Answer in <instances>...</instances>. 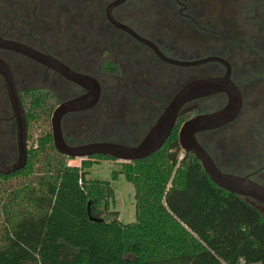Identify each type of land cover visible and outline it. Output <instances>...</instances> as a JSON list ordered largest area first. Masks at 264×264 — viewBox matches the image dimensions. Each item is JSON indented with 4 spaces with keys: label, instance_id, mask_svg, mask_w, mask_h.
I'll return each instance as SVG.
<instances>
[{
    "label": "trees",
    "instance_id": "1",
    "mask_svg": "<svg viewBox=\"0 0 264 264\" xmlns=\"http://www.w3.org/2000/svg\"><path fill=\"white\" fill-rule=\"evenodd\" d=\"M105 66L120 73L117 64ZM20 95L28 127L60 104L49 87ZM188 118L178 117L157 152L114 171L135 187L131 223L110 211L111 181L88 177L92 166L113 157L96 154L70 165L52 131L40 136L22 170L0 173L8 180L38 169L36 178L0 196V264H264V213L216 184L191 152L180 159L179 130ZM100 207L103 217L96 215Z\"/></svg>",
    "mask_w": 264,
    "mask_h": 264
},
{
    "label": "water",
    "instance_id": "2",
    "mask_svg": "<svg viewBox=\"0 0 264 264\" xmlns=\"http://www.w3.org/2000/svg\"><path fill=\"white\" fill-rule=\"evenodd\" d=\"M124 1L115 0L108 6L110 20L116 26L129 31L135 37L151 46L161 59L168 63L185 67L218 61L225 64L226 73L220 77L196 78L187 82L176 92L161 113L159 111L162 110L160 105L163 103V98H160L159 95L166 94L171 90L174 91L179 85L194 76L195 74L190 68L183 69L184 67L162 65L160 66L161 77H156V74L150 72L146 77L140 78L139 82L132 81L134 77L125 76L107 79L106 86L110 84L119 90L120 88L121 90L128 89L125 92L124 90L121 92L118 90L117 98L113 101L115 104H111L109 101L105 103L131 142L135 140V135L143 137L150 130L135 145L110 140H98L80 145H72L65 139L62 119L69 112L88 109L96 105L101 96V83L92 75L71 70L63 62L51 55L40 52L21 42L0 37V47L16 50L48 65L86 90L84 94L78 97L62 101L53 111L51 122L56 150L71 158L80 157L87 159L96 154H103L123 162H133L143 159L163 147L187 103L215 93H226L228 102L224 107L214 112L197 114L187 119L181 125L179 143L182 150L191 152L199 159L206 173L216 184L227 191L234 192L245 198L264 213V185L249 176L221 170L209 152L200 143L197 136L202 131L215 129L234 121L242 110L243 96L239 86L232 79L230 62L217 55L203 57L209 55V53L204 54L203 58L194 60L167 57L152 41L143 38L132 28L118 22L114 18L112 15L113 9ZM137 1H143L146 4H134ZM186 1L192 8V11L185 10L184 12H188L187 14L192 12L193 17L195 18L196 16L197 19H195L199 21L198 23L210 22L215 28L208 27L205 24L204 26L208 27L210 31L205 37H201L199 32L192 29L187 23H183L179 17V19L177 17L173 18L172 22H164L166 24H164L163 28L167 29L168 33L178 40V44H185V46L191 48L201 46L204 49L202 53L206 49L214 47L216 50L222 51L227 58L231 59L237 69L241 61H245L249 57L250 59H254L256 55L264 52V0ZM38 2L65 43L75 45L82 38H96L95 26L92 23L95 14L92 16L90 13L93 11L90 9H95L94 12L98 11L96 10L99 7L98 0H38ZM126 6L138 8L139 16L152 20L153 24L154 22L158 23L159 20L162 22L165 20V17L171 16L174 12L173 7H175L172 4L166 3L165 0H133V3L129 1ZM88 9L90 10L89 12ZM181 24L185 25L184 27L187 29L178 30L175 28L176 25L180 26ZM170 25L172 26L169 27ZM91 31H94V33H91ZM226 39L228 41H225ZM99 60H102V58ZM149 66L151 70L154 65L150 63ZM262 68L261 70L264 72V64H262ZM0 74L5 81L17 132L18 153L16 160L11 164H5L0 161V173L9 175L22 170L27 165L28 123L13 71L10 65L1 57ZM236 75L240 82L248 81L251 78L246 76L243 80L241 75L238 73ZM261 75L259 74V76ZM257 81L260 96L258 100L259 106L252 107L248 105L247 111H252L255 116L253 124H259L261 121L264 124V76L257 78ZM147 82L151 83V88H144V90L139 88V83L145 85ZM250 91L252 92L253 89ZM154 100H158V102L155 104ZM157 117V121L151 127ZM252 128L250 126L245 130L238 127L233 138L227 135L225 144L228 150H230L231 156L236 154V151L232 148L243 144L246 137L251 134L250 130Z\"/></svg>",
    "mask_w": 264,
    "mask_h": 264
},
{
    "label": "flooded vegetation",
    "instance_id": "3",
    "mask_svg": "<svg viewBox=\"0 0 264 264\" xmlns=\"http://www.w3.org/2000/svg\"><path fill=\"white\" fill-rule=\"evenodd\" d=\"M34 1L35 0H30V5L35 4L36 7L37 2L35 3ZM113 1L115 0H98L99 7H97L96 9L98 11L94 12L95 9H90L93 11L90 14L92 16L93 14H95L92 23L95 26L96 38H82L78 40V43L75 45L67 43L61 44L60 42L56 41L59 37V33L55 37L51 36L49 33H40L37 35L35 34L34 29L32 27L25 29L24 32L21 33V30L16 29V27L13 26L12 23L10 25H2L0 23L1 38L21 42L34 49H37L40 52L51 55L63 62L65 65H67L71 70L78 73L92 75L101 83V96L96 105L88 109L69 112L62 119V128L65 139L68 143L72 145H80L92 141L103 140L100 137H97L96 131H93V138H88L83 142L74 141L73 138L75 137V139H78L80 135L76 136L75 130L72 129V123L76 120L83 121L85 117L89 118L94 116V110L99 105H101L102 102L109 101L111 104L114 103L113 101L116 100L119 89L110 84L109 86H106L107 79L122 78L125 76L130 78L134 77V80L132 79V81L139 82L140 78L146 77L150 72L156 74V77H161L160 66L162 65L179 66L164 61L151 46L135 37L129 31L116 26L110 20L108 15V6ZM129 1H132L133 3V0H125L113 9L112 15L114 16V18L118 22L123 23L132 28L143 38L152 41L167 57L183 60H194L207 56L217 55L225 58L228 62H230L232 67V79L239 86L243 96L242 110L234 121L221 127L198 133V140L209 152V154L212 156V158L221 170L229 173L249 176L255 181H258L259 183L264 185V124H262V121L259 124H253L255 116L253 115L252 111H247L248 105H251L252 107L259 106L258 100L260 96L257 87V78H261L264 76V72L263 70H261L262 64H264V52L260 55H256L254 59H250L249 57L247 60L241 61L237 69L232 60L227 58L222 51L216 50L214 47H210L209 49H206L204 53H202L204 49L201 48V46H198V48H191L185 46V44L180 45L177 42L178 40L174 39L168 33V30H165L163 28L164 24L167 23L166 21L172 22L173 18L175 17H179L183 21V23H187L188 26L199 32V34H201V37H205V35L208 34V32L210 31L208 27L215 28V26L210 22H202V24L198 23L199 21L196 20V16V19L193 17L192 12H190L189 14H187L188 12H184L185 10L192 11V8L189 6L186 0H165L166 3L175 6L173 7L174 12L171 14V16H164V21L160 22L159 20L158 23L154 22V24L152 23V20L139 16L138 8L127 7L126 5ZM134 4H146V2L137 1ZM90 10L88 9V12ZM28 23L32 25V20L30 19ZM40 23L45 24L43 22ZM205 24H207V28L204 26ZM171 26L172 25H170L169 27ZM184 26L185 25L183 24H181L180 26L176 25L175 28L178 30H186L187 28ZM35 27H37L36 24ZM91 33H94V31H91ZM48 36L52 38H49ZM47 38L50 40H48ZM227 39L225 41H228ZM208 53L209 55L203 56L204 54ZM0 57L10 65L20 93L23 89L29 88L27 86H18V83H25L26 77L23 76L22 79H19L17 77L16 70L14 69L10 59H8L9 57L15 58L16 60L17 58H22V60L25 61V64H23V66H20V69L21 71H23V73L30 74V76L35 77L39 75V77L44 82H49L51 86H49L50 89L54 90V88H57L63 90V92L66 93V98L64 97L65 99H63L54 90L60 97V103L62 101L78 97L86 92V90L82 86H80L74 81L69 80L56 69L42 62H39L24 53L0 47ZM100 58H102V60H99ZM106 62L117 64L120 73L118 74L112 71H107L105 66ZM150 63H153L154 65L152 66L151 70L149 66ZM179 67H184L183 69L190 68L195 75L192 76L190 79L186 80L181 85H179V87L174 91L171 90L166 94H162L163 96L161 94L159 95L160 98H163V103H161L160 105V108H162V110H160L159 113L164 110V108L168 105V103L176 94V92L187 82L196 78L220 77L224 76L226 73L225 64L218 61H212L196 66ZM237 73L242 76L243 80L246 78V76L251 78L248 81L245 80L243 82H240L239 78L236 77ZM259 74L262 75L259 76ZM139 88L143 90L144 88H151V83L147 82L145 85L139 83ZM251 89H253L252 92L250 91ZM123 90H121L120 88L119 91L121 92ZM127 90L128 89H125L124 92ZM3 92L7 95L9 101L5 81L3 76L0 74V93L2 94ZM156 102H158V100H154L155 104ZM227 102L228 96L226 93H215L210 96L195 99L187 103L181 114L188 115L189 118H191L200 113L217 111L224 107ZM0 112L5 113L8 116L0 118V121H7L8 124L12 123L15 127L13 109L11 117L8 115L9 112L5 108H1V106ZM158 117L153 122L151 127L157 121ZM95 118L97 119V116ZM250 126L251 128L253 126V128L250 130L251 134L246 137L245 142L243 144L232 148L234 151H236V154L231 156L230 150H228L225 144V139L227 135L233 138L234 133L238 130L236 128L239 127V129L241 128L246 130ZM146 134H144L143 137L135 135V140H133V142H128L127 139H119V141H114L135 145L139 143L145 137ZM3 154L4 153L0 151L1 162L5 164H11L12 162H14L12 160L3 159V157L6 156Z\"/></svg>",
    "mask_w": 264,
    "mask_h": 264
},
{
    "label": "rangeland",
    "instance_id": "4",
    "mask_svg": "<svg viewBox=\"0 0 264 264\" xmlns=\"http://www.w3.org/2000/svg\"><path fill=\"white\" fill-rule=\"evenodd\" d=\"M34 2H37L36 7L35 4L30 5V0H0V23L2 25H10L12 23V25L15 26L16 29L21 30V33H23L25 29L32 27L35 34L37 35L40 33H49L51 36L55 37L59 32L55 28L54 24L52 23L38 0H35ZM30 19L32 20V25L28 23ZM40 22H43L45 24H41ZM35 24L37 25V27H35ZM56 41L60 42L61 44H66L60 34ZM8 59H10L14 69L16 70L17 77L19 79H22L23 76L26 77V81L24 84L18 83L19 87L50 86L49 82H44L39 77V75L35 77L30 76V74L23 73V71H21L20 69V66H23V64H25V61L22 60V58H17L16 60L15 58L9 57ZM54 90L63 99L66 98V93L63 92V90L57 88H54ZM2 94L0 93V106L1 108H5L9 112L8 115L11 117L12 109L7 95L4 92ZM93 114L95 115L89 118L85 117L83 121L76 120L72 123V129L75 130L76 136L80 135L78 139H75L74 137V141L83 142L88 138H93V131H96L97 137H100L103 140L109 139L111 141H119V139H127L128 142H131L105 102H102L101 105H99L94 110ZM96 116L97 119L95 118ZM2 117L8 116L7 114L0 112V118ZM51 118L52 114L45 115L39 120L31 123V126L28 127V136L30 135V137L28 138V148L36 146L37 140L40 136H42L46 132L52 131ZM16 145V127H14L12 123L8 124L7 121H0V151L4 153L3 155H6L4 156L5 158L3 157V159L15 161L18 153ZM182 153H184V150L181 151V154ZM82 160L84 159L80 157L68 158V162L70 165L80 166ZM122 162L123 161L121 160H100L89 169L88 177L90 179L111 181L112 186L115 190V199L111 201L110 211L118 210L120 213V220L123 223H131L136 220L135 187L126 179L124 174L120 173L117 179H115L113 175L114 171H119L121 169ZM37 172L38 169L35 170L34 174H31L27 177H25L24 175H20L8 180H0V196H5L9 190L20 186L24 181L36 178ZM96 215L99 217H103L106 215V211L103 207H100ZM3 221V214L0 211V226L3 224Z\"/></svg>",
    "mask_w": 264,
    "mask_h": 264
},
{
    "label": "built area",
    "instance_id": "5",
    "mask_svg": "<svg viewBox=\"0 0 264 264\" xmlns=\"http://www.w3.org/2000/svg\"><path fill=\"white\" fill-rule=\"evenodd\" d=\"M183 156H184V153H182V154L180 155V159H182V158H183Z\"/></svg>",
    "mask_w": 264,
    "mask_h": 264
}]
</instances>
